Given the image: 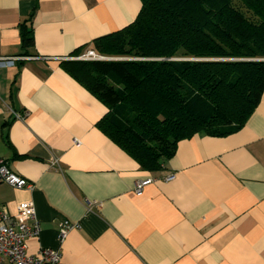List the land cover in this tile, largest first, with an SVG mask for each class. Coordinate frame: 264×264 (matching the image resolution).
Masks as SVG:
<instances>
[{"label": "crops", "instance_id": "crops-1", "mask_svg": "<svg viewBox=\"0 0 264 264\" xmlns=\"http://www.w3.org/2000/svg\"><path fill=\"white\" fill-rule=\"evenodd\" d=\"M139 9V0H0V57H21L18 25L32 10L37 56L0 61V158L31 185L0 184V204L13 214L32 202L41 231L25 253L58 250L62 264H264V90L241 129L179 141L152 174L95 127L106 108L59 66ZM63 221L76 228L58 243Z\"/></svg>", "mask_w": 264, "mask_h": 264}, {"label": "trees", "instance_id": "trees-1", "mask_svg": "<svg viewBox=\"0 0 264 264\" xmlns=\"http://www.w3.org/2000/svg\"><path fill=\"white\" fill-rule=\"evenodd\" d=\"M139 1L130 24L76 48L59 66L106 108L95 127L154 174L179 141L230 135L256 108L264 0ZM33 14L18 25V56H34ZM85 50L112 60L77 59Z\"/></svg>", "mask_w": 264, "mask_h": 264}, {"label": "built area", "instance_id": "built-area-1", "mask_svg": "<svg viewBox=\"0 0 264 264\" xmlns=\"http://www.w3.org/2000/svg\"><path fill=\"white\" fill-rule=\"evenodd\" d=\"M95 58V54L88 51L85 55L78 57L79 60H91ZM32 60L37 56H21V57H0V61L13 60ZM11 116L19 118L22 114L13 110H8ZM173 178L172 173L168 172L161 180L169 181ZM155 179L147 178L135 182L133 192L138 194L142 189L154 182ZM0 184H6L14 189L27 188L31 185L26 180L12 173L4 161L0 158ZM76 228V224L63 221L58 226L57 240L62 243L67 233ZM41 227L35 218V209L32 202L20 204L16 211L11 214L0 204V264H62L60 260V252L58 250L41 249L35 255H27L25 253V242L30 238L37 237L40 234Z\"/></svg>", "mask_w": 264, "mask_h": 264}, {"label": "water", "instance_id": "water-1", "mask_svg": "<svg viewBox=\"0 0 264 264\" xmlns=\"http://www.w3.org/2000/svg\"><path fill=\"white\" fill-rule=\"evenodd\" d=\"M93 60H112L110 58H104V57H95Z\"/></svg>", "mask_w": 264, "mask_h": 264}, {"label": "rangeland", "instance_id": "rangeland-1", "mask_svg": "<svg viewBox=\"0 0 264 264\" xmlns=\"http://www.w3.org/2000/svg\"><path fill=\"white\" fill-rule=\"evenodd\" d=\"M86 51H88V50H85V51L82 53L81 56L85 55V54L87 53ZM95 57H97V56L95 55ZM91 60H93V59H91Z\"/></svg>", "mask_w": 264, "mask_h": 264}]
</instances>
